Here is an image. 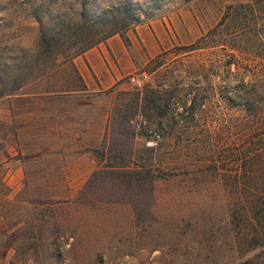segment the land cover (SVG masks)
I'll return each mask as SVG.
<instances>
[{"label": "rangeland", "instance_id": "374dc122", "mask_svg": "<svg viewBox=\"0 0 264 264\" xmlns=\"http://www.w3.org/2000/svg\"><path fill=\"white\" fill-rule=\"evenodd\" d=\"M122 1L149 10L139 22L161 19L173 44L107 88L84 90L57 55L54 72L0 95V264H264V242L230 228L249 225L246 187L264 182L259 169L250 179L233 166L245 161L234 152L245 149L237 123L248 115L213 96L219 77L244 69L218 74L216 46H182L243 0H0V49L29 59L39 24ZM243 28L237 38L264 42V25ZM257 50L259 62L242 53L247 73L264 72ZM176 82L186 104L209 96L193 118L160 129L132 106V90ZM53 84L62 90L44 92Z\"/></svg>", "mask_w": 264, "mask_h": 264}, {"label": "trees", "instance_id": "16d2710c", "mask_svg": "<svg viewBox=\"0 0 264 264\" xmlns=\"http://www.w3.org/2000/svg\"><path fill=\"white\" fill-rule=\"evenodd\" d=\"M255 1L243 0L225 4L213 25L193 41L182 46L190 50L216 46L219 53L214 58V66L218 74L224 71L228 76L227 73H231V64L244 69L241 72L238 71L240 69H235L237 76L233 77V80L226 76V79L219 77L217 90L213 92V96L216 95L215 102L218 106L223 100L229 105H238L239 109L244 111V115H248L243 123H237V130L247 137H245V149L240 150L236 147L234 152L235 155L242 154L245 159L243 163L238 162L237 158L235 159L233 165L236 169L235 172L239 171L238 167L242 164L243 168L245 165L248 178H255V169H259L264 180V106H262L264 105L262 104L264 101V72L257 66L255 69L251 68L247 73L246 69H249L247 67L249 63L241 61L244 59L242 53L250 51L253 56L249 57V60H257L261 54L257 49L260 46L264 47V42L237 38L244 33L243 27L264 25V0ZM87 10L82 7L78 12L79 21L71 16L58 14L52 26H44V28L39 24L37 48L29 59L18 62L19 55L10 52L7 48L0 49V95L20 86L28 76L43 77L54 72V69L61 63L55 61L57 55L62 57V62L69 61L71 63L73 71L84 89L81 77L71 61L72 57L104 40L112 33L117 32L124 35V31L128 27L141 21L143 16H147L149 13V10L142 8L139 3L128 1L109 4L96 11ZM123 40L128 43L125 36H123ZM233 49L237 50V53L233 52ZM226 54L229 55L228 58L224 56ZM246 55V58L250 56L249 53ZM257 62L259 61L257 60ZM47 88L44 89V92L62 90L56 88L55 84ZM181 88L179 82L157 83L145 86L142 90L137 88L132 90L130 100L143 119L152 122L157 128L162 129L168 126L171 129L178 121L189 116L193 118L195 110L202 108L209 101L207 95H193L186 104L187 100L182 97L184 92L181 91ZM231 90L234 93H229ZM260 107L261 109H259ZM246 190L249 192V198L240 215L249 221L244 220L249 225L244 226L240 222H235L230 228L249 234L251 243L264 242V182L259 188L255 183H250Z\"/></svg>", "mask_w": 264, "mask_h": 264}, {"label": "crops", "instance_id": "0c3cea01", "mask_svg": "<svg viewBox=\"0 0 264 264\" xmlns=\"http://www.w3.org/2000/svg\"><path fill=\"white\" fill-rule=\"evenodd\" d=\"M161 19L138 22L124 31L112 33L104 40L72 57V62L85 86L93 91L111 86L133 71L147 56L173 44ZM123 36L128 39L125 44Z\"/></svg>", "mask_w": 264, "mask_h": 264}, {"label": "built area", "instance_id": "2783aa9c", "mask_svg": "<svg viewBox=\"0 0 264 264\" xmlns=\"http://www.w3.org/2000/svg\"><path fill=\"white\" fill-rule=\"evenodd\" d=\"M129 79L133 81L134 83H137V84L139 83V78L132 74L129 76Z\"/></svg>", "mask_w": 264, "mask_h": 264}]
</instances>
